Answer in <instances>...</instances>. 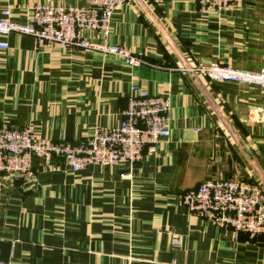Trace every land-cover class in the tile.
Here are the masks:
<instances>
[{
    "label": "crops",
    "instance_id": "1",
    "mask_svg": "<svg viewBox=\"0 0 264 264\" xmlns=\"http://www.w3.org/2000/svg\"><path fill=\"white\" fill-rule=\"evenodd\" d=\"M48 3L0 0L11 20ZM93 44L121 46L145 63L132 67L98 50L0 35V126L31 125L39 138L76 142L95 127L119 125L132 87L168 96L169 135L135 164L71 171L33 158L25 175L0 176L3 264H264V235L222 230L180 205V194L210 179L247 180L264 189V96L256 84L189 72L219 64L264 67V0H233L202 13L195 0H126ZM127 174V176H122Z\"/></svg>",
    "mask_w": 264,
    "mask_h": 264
},
{
    "label": "built area",
    "instance_id": "2",
    "mask_svg": "<svg viewBox=\"0 0 264 264\" xmlns=\"http://www.w3.org/2000/svg\"><path fill=\"white\" fill-rule=\"evenodd\" d=\"M125 1L87 0L83 7L35 4L29 8L23 24L11 20L8 9L0 8V35L16 32L31 35L42 44L57 43L64 49L98 50L137 67L145 63L141 56L133 55L121 46L93 44L82 37L85 30L106 35L112 13ZM232 1L195 0L202 13L225 10ZM5 46L0 44V48ZM189 70L213 81L256 84L262 88L264 96V67L251 72L213 63ZM169 110L168 96L150 95L133 86L118 126L95 127L89 137L76 142L39 138L31 125L21 128L0 126V176L27 174L33 158H57L71 171L92 166L135 164L142 159L146 147L154 146L169 135ZM179 203L219 229L236 235L245 232L251 237L264 235V189L258 183L206 180L183 191Z\"/></svg>",
    "mask_w": 264,
    "mask_h": 264
},
{
    "label": "water",
    "instance_id": "3",
    "mask_svg": "<svg viewBox=\"0 0 264 264\" xmlns=\"http://www.w3.org/2000/svg\"><path fill=\"white\" fill-rule=\"evenodd\" d=\"M189 72L194 73L191 70H189ZM10 240H11L10 234L0 233V261H3L4 263H7L9 249H10Z\"/></svg>",
    "mask_w": 264,
    "mask_h": 264
}]
</instances>
